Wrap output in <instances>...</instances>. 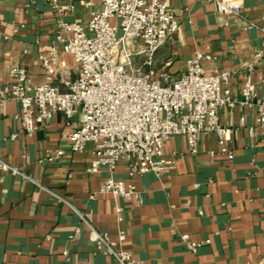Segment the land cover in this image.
<instances>
[{"label": "crops", "instance_id": "0c3cea01", "mask_svg": "<svg viewBox=\"0 0 264 264\" xmlns=\"http://www.w3.org/2000/svg\"><path fill=\"white\" fill-rule=\"evenodd\" d=\"M232 1L243 18L220 15L213 3L167 0L179 30L156 52L154 67L178 77L201 50L212 57L203 62L207 71H234L233 105L219 111L220 123L231 129L233 157L218 153L212 134L198 136L196 154L184 137H171L164 153L175 157L173 169L131 177L122 164L114 170L135 186L137 200L95 194L109 173L86 171L92 157L70 149L62 113L29 135L19 104L0 95V264H115L105 244L139 264H264V127L253 107L240 104L248 75L258 97L264 95V0ZM59 3L70 6L62 15L47 0H0V88L14 66L26 70L30 84L43 83L52 47L54 85L65 91L63 80L75 79L78 65L61 50L57 24H84L101 3ZM58 149L62 154L55 155Z\"/></svg>", "mask_w": 264, "mask_h": 264}, {"label": "built area", "instance_id": "2783aa9c", "mask_svg": "<svg viewBox=\"0 0 264 264\" xmlns=\"http://www.w3.org/2000/svg\"><path fill=\"white\" fill-rule=\"evenodd\" d=\"M47 1L60 15L70 8L59 0ZM198 1L213 3L220 15L244 17L242 7L232 0ZM100 3V11L91 13L84 24L63 20L57 24L61 50L70 53L78 65L75 79L63 80L65 91L53 83L55 47L43 61L47 70L43 83L30 84L21 66L10 70L11 80L0 88V95L19 104L21 128L31 135L54 114L62 113L70 149L92 157L86 171L104 168L109 173L95 194L109 193L126 200H137L138 191L113 176L116 167L124 165L129 177L148 172L159 176L173 169L175 157L164 153L171 137H184L189 152L196 154L198 136L212 134L218 153L231 159L227 144L231 129L220 123L219 111L233 105L228 85L234 71H207L203 62L212 57L201 50L186 59L178 77L155 69L156 52L179 30V20L167 0ZM136 59H141L140 65ZM257 97V84L248 75L240 104L253 107L256 121L264 127V95ZM60 154L58 149L55 155ZM2 168L8 167L3 164ZM99 243H105L102 237ZM105 245V252L115 256V264H139L128 252Z\"/></svg>", "mask_w": 264, "mask_h": 264}]
</instances>
